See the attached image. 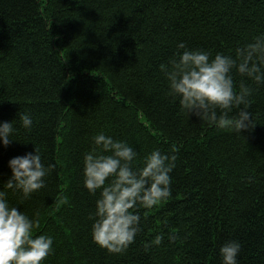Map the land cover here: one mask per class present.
Listing matches in <instances>:
<instances>
[{"label": "trees", "instance_id": "1", "mask_svg": "<svg viewBox=\"0 0 264 264\" xmlns=\"http://www.w3.org/2000/svg\"><path fill=\"white\" fill-rule=\"evenodd\" d=\"M261 32L264 0H0V121L16 129L0 145V188L7 161L34 147L55 165L26 199L5 189L38 216L34 234L54 238L42 264H221L230 240L237 264H264V85L251 84L255 124L238 133L181 112L158 68L179 41L229 54ZM99 131L138 158L153 148L176 157L171 196L139 209L141 230L118 254L89 233L96 194L83 187L82 156Z\"/></svg>", "mask_w": 264, "mask_h": 264}, {"label": "clouds", "instance_id": "2", "mask_svg": "<svg viewBox=\"0 0 264 264\" xmlns=\"http://www.w3.org/2000/svg\"><path fill=\"white\" fill-rule=\"evenodd\" d=\"M168 61L158 65L163 74L166 95L177 102L181 112L191 114L217 129L240 133L254 126L251 84L264 85V32L232 53L214 55L201 49H189L183 41ZM183 49V51H179ZM247 78L237 85L234 76ZM25 130L33 118L19 113ZM16 131L12 121H0V145L7 146ZM92 146L82 156V184L96 194L94 210L89 213L90 237L109 253H122L141 230L140 208L150 209L171 196L170 173L176 157L153 148L138 158L126 141L114 139L103 131L91 137ZM10 176L0 188V264H42L53 252V236L40 232L39 219L32 218L11 204L5 189L19 192L26 199L45 186V177L55 167L46 163L41 151L17 155L7 161ZM158 233L150 243L159 245ZM241 244L238 240L223 243L218 254L221 264H237Z\"/></svg>", "mask_w": 264, "mask_h": 264}]
</instances>
